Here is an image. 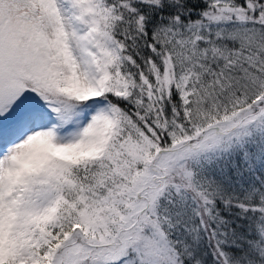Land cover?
Masks as SVG:
<instances>
[{
  "label": "snow or ice",
  "instance_id": "6c2138e0",
  "mask_svg": "<svg viewBox=\"0 0 264 264\" xmlns=\"http://www.w3.org/2000/svg\"><path fill=\"white\" fill-rule=\"evenodd\" d=\"M258 122L264 0H0V264H185L190 162Z\"/></svg>",
  "mask_w": 264,
  "mask_h": 264
},
{
  "label": "trees",
  "instance_id": "16d2710c",
  "mask_svg": "<svg viewBox=\"0 0 264 264\" xmlns=\"http://www.w3.org/2000/svg\"><path fill=\"white\" fill-rule=\"evenodd\" d=\"M263 125L253 123L234 133L236 137L232 135L225 140L206 158V167L202 168L208 172L193 168L198 183L210 185L223 199L215 200L214 218L208 220L215 236L203 229L187 236L191 258L185 259V264H224L214 258L217 244L227 254L228 264H240L238 247L250 250L249 255L264 264L260 260L264 252L257 253L258 245H264V237L259 235L264 217L237 206L264 202ZM195 223L198 225L199 220Z\"/></svg>",
  "mask_w": 264,
  "mask_h": 264
},
{
  "label": "rangeland",
  "instance_id": "374dc122",
  "mask_svg": "<svg viewBox=\"0 0 264 264\" xmlns=\"http://www.w3.org/2000/svg\"><path fill=\"white\" fill-rule=\"evenodd\" d=\"M264 124V123H263ZM264 126V125H263ZM262 126V127H263ZM233 136H235L236 137V135L235 134H233ZM231 138V137H230ZM229 139V138H228ZM232 142H231V140H230V144H231ZM216 149V148H215ZM215 149H213V150H211V151H209V152H206V153H203V154H201L199 157H197L196 159H194V160H192L191 162H190V166L192 167V169L193 168H195V169H199L200 171H203V172H208L209 170H204L202 167H206V164H205V160H206V158H208L210 155H212V152H214L215 151ZM226 150H228L227 148H226ZM208 165L211 167V168H213L214 167V165H212V164H209L208 163Z\"/></svg>",
  "mask_w": 264,
  "mask_h": 264
}]
</instances>
